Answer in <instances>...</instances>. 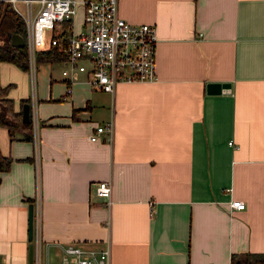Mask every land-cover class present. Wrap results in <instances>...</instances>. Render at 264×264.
I'll return each mask as SVG.
<instances>
[{
    "label": "crops",
    "instance_id": "1",
    "mask_svg": "<svg viewBox=\"0 0 264 264\" xmlns=\"http://www.w3.org/2000/svg\"><path fill=\"white\" fill-rule=\"evenodd\" d=\"M119 12L156 25V77L112 91L81 70L68 92L67 54L38 59V163L33 135L0 124L12 157L0 170V264H28L38 189L41 264H62L70 242L110 245V264H231L234 251H264V0H119ZM70 23L48 31L64 36ZM22 69L0 60L21 111L31 100ZM209 81L230 85L215 92ZM109 120L113 133L92 139Z\"/></svg>",
    "mask_w": 264,
    "mask_h": 264
},
{
    "label": "built area",
    "instance_id": "2",
    "mask_svg": "<svg viewBox=\"0 0 264 264\" xmlns=\"http://www.w3.org/2000/svg\"><path fill=\"white\" fill-rule=\"evenodd\" d=\"M25 21V44L28 53V68L32 72L33 87L36 88L37 55L35 25L53 24L70 20L69 31L64 35L62 48L67 54V65L63 73L69 75L67 91H72V83L81 70H90L88 80L99 88L115 90L119 81L152 80L156 77V44L158 40L156 25L149 22H134L119 12V0H8ZM37 3V5H35ZM21 4L23 6H21ZM83 7V19L79 28L75 16L79 6ZM50 45L62 42L61 33H51ZM32 135L35 141V157L39 159L38 99L29 101ZM114 130V121L97 123L96 131L90 134L99 139V132ZM229 142L233 144V139ZM98 193L111 204L112 181L102 179L98 183ZM41 194L38 189L34 199L35 214V264H41L42 232L39 217L41 214ZM232 206L241 208L245 201L233 198ZM111 248L87 246L75 242L63 246L62 264H110Z\"/></svg>",
    "mask_w": 264,
    "mask_h": 264
},
{
    "label": "trees",
    "instance_id": "3",
    "mask_svg": "<svg viewBox=\"0 0 264 264\" xmlns=\"http://www.w3.org/2000/svg\"><path fill=\"white\" fill-rule=\"evenodd\" d=\"M13 33H20L25 36V21L10 1L0 0V60H11L23 68H28L29 61L26 44H13ZM64 40L65 37L63 36L61 43L39 50L38 59L60 60L65 58L66 52L62 48ZM8 86L0 83V124H5L8 127L12 137L16 130H20L23 132L24 137L32 138L31 120H24L22 111L15 109L12 97L6 94ZM27 101L29 99L24 100V102ZM11 161V156L5 155L0 151V170L8 169ZM231 264H264V251H234L231 257Z\"/></svg>",
    "mask_w": 264,
    "mask_h": 264
},
{
    "label": "water",
    "instance_id": "4",
    "mask_svg": "<svg viewBox=\"0 0 264 264\" xmlns=\"http://www.w3.org/2000/svg\"><path fill=\"white\" fill-rule=\"evenodd\" d=\"M12 43L15 45L25 44V36L20 33H13ZM230 82L228 81H209L208 90L218 92L222 89L223 86H229ZM30 102H24L22 108V118L24 120H30ZM34 201L29 203V225H28V237L30 239L29 243V253H28V264H35V247H34V232H35V214H34Z\"/></svg>",
    "mask_w": 264,
    "mask_h": 264
},
{
    "label": "rangeland",
    "instance_id": "5",
    "mask_svg": "<svg viewBox=\"0 0 264 264\" xmlns=\"http://www.w3.org/2000/svg\"><path fill=\"white\" fill-rule=\"evenodd\" d=\"M35 5H37V3ZM21 6H23V5L21 4ZM81 15H82V6H79L78 12H77V14L75 16V25H76L77 28H79ZM35 35H36V40L35 41H36L37 47L40 46L41 44L49 43L50 32L48 31V25L47 24H39V22L36 23V25H35ZM40 37H41V39H40ZM37 57H38V55H37ZM39 60L37 58V63H39ZM58 65L61 66L60 70L62 71V63L58 62L57 66ZM25 69H26V72L28 74V75H26V77H25V74L23 72V71H25ZM55 70H57V69H55ZM37 72H38V70L36 71V88L33 87L32 72L30 71L29 68L28 69L27 68H23L21 70V73H22L21 76L23 78V81L27 82V79H28V87L30 88V93H31L30 97L32 98L34 96V94H35L37 96V99H38L37 88L39 86V80H38ZM47 75H49V73ZM23 87H25V82L23 83Z\"/></svg>",
    "mask_w": 264,
    "mask_h": 264
}]
</instances>
